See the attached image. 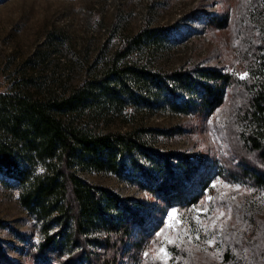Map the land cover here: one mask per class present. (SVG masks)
<instances>
[{
  "label": "rangeland",
  "instance_id": "rangeland-1",
  "mask_svg": "<svg viewBox=\"0 0 264 264\" xmlns=\"http://www.w3.org/2000/svg\"><path fill=\"white\" fill-rule=\"evenodd\" d=\"M160 27L171 42L145 51L142 61L163 71L214 67L229 72L234 84L208 115L125 109L81 117L98 132L158 130L151 140L157 147L205 162L208 186L201 190L194 182L197 200L189 205H164L113 173L83 174L160 208L149 232L129 239L119 263L264 264V189L232 176L240 148L236 110L245 102L254 45L264 35V0H0V92L64 96L97 75L124 40ZM19 194L0 173V264H35L30 252L39 241L38 224Z\"/></svg>",
  "mask_w": 264,
  "mask_h": 264
},
{
  "label": "trees",
  "instance_id": "trees-1",
  "mask_svg": "<svg viewBox=\"0 0 264 264\" xmlns=\"http://www.w3.org/2000/svg\"><path fill=\"white\" fill-rule=\"evenodd\" d=\"M170 42L168 29L140 30L97 75L61 97L0 92V173L20 188L19 204L38 224L39 241L30 252L35 264H120L132 235L154 225L157 204L89 181L85 173H113L164 205L194 203V182L207 188L203 158L157 147L151 140L162 132H98L81 122L125 109L208 115L218 108L234 84L229 72L163 71L139 58ZM251 55L245 102L236 110L240 148L232 176L264 189V35Z\"/></svg>",
  "mask_w": 264,
  "mask_h": 264
},
{
  "label": "snow or ice",
  "instance_id": "snow-or-ice-1",
  "mask_svg": "<svg viewBox=\"0 0 264 264\" xmlns=\"http://www.w3.org/2000/svg\"><path fill=\"white\" fill-rule=\"evenodd\" d=\"M246 75H247V73H243V74H241V78H244ZM174 214H175V210H172V211L169 212V216H170V217H171V216H174ZM209 243H211V241H209ZM165 255H166V254H165Z\"/></svg>",
  "mask_w": 264,
  "mask_h": 264
}]
</instances>
